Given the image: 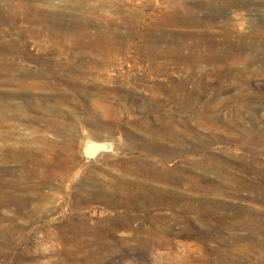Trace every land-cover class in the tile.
Returning a JSON list of instances; mask_svg holds the SVG:
<instances>
[{
  "label": "rangeland",
  "instance_id": "rangeland-1",
  "mask_svg": "<svg viewBox=\"0 0 264 264\" xmlns=\"http://www.w3.org/2000/svg\"><path fill=\"white\" fill-rule=\"evenodd\" d=\"M62 1L0 0V135L10 136L0 137V178L14 181L16 195H27L29 207L18 218L10 203L0 206V264H264V202L255 200L264 192V175L259 174L264 171V141L241 146L234 140L243 131L264 137V73H246L247 84L229 86L214 81L215 74L201 79L198 72H173L165 59L119 50L133 43L118 42L111 53L105 42L94 49L87 39L59 40L52 26L38 25L34 18L62 8ZM70 10L65 11L67 18ZM240 59L236 70L264 71L261 58ZM180 81L185 87L179 88ZM225 98L235 101L218 114L201 112ZM11 105L19 110L9 107L3 114L2 107ZM239 105L247 106L244 114L236 113L234 106ZM196 116L218 131L196 127ZM166 117L178 129L189 126L183 150L167 169L176 167L184 180L205 176L220 193L207 200L183 180L168 186L177 197L174 209L143 203L144 208H114L104 204L107 197L96 198L83 204L80 214L99 222L90 226L92 236L104 230L108 248L91 260L86 254L75 261L60 256L69 246L45 241V230L78 214L75 197L92 189L87 179L91 174L109 187L118 178L136 179L112 161L136 159L138 139H148L147 127ZM196 137L206 146L195 151ZM113 142L117 150L85 155L89 143ZM8 149L33 150L44 174L22 181L12 177L22 169L5 154ZM188 158L209 171L196 169ZM189 198L210 208L208 202L215 201L213 214L187 212ZM30 209L34 217L28 216ZM32 229L37 232L23 240Z\"/></svg>",
  "mask_w": 264,
  "mask_h": 264
},
{
  "label": "bare ground",
  "instance_id": "bare-ground-1",
  "mask_svg": "<svg viewBox=\"0 0 264 264\" xmlns=\"http://www.w3.org/2000/svg\"><path fill=\"white\" fill-rule=\"evenodd\" d=\"M62 4V8L56 7L57 10H52L50 14H40L34 18V22L38 25L52 26L59 40L87 39L94 44V49L96 43L105 42L106 52L111 53L116 51L118 42L133 43V46L119 50L125 53L132 51L154 60L165 59L167 67L173 69V72L175 69L176 71L186 70L192 74L198 72L201 79L204 76L215 74L217 77L214 81L229 86L247 84L248 81L244 76L246 73H259L257 75L264 73L261 68L236 70L233 67L242 60L240 59L242 57L261 58L264 62V0H64ZM53 8L54 6L51 9ZM70 9L72 14L67 18L65 11ZM148 9L151 10L150 14L146 13ZM141 43L147 45L144 46ZM230 59L233 60L231 63L228 62ZM219 63H224V65L218 66ZM210 81L212 80L206 83L209 84ZM185 84L184 81H180L179 88L185 87ZM240 96L245 97L243 94ZM232 100L235 101L234 98ZM232 100L230 98L220 99L216 107L207 108L201 112L218 114ZM9 107L19 110L14 105L3 106V114ZM246 107V105H239L234 106V109L241 115L244 114ZM170 119L172 118H163L158 121V124H151L147 127L150 137L138 139L137 148L141 152L136 159L124 163L112 161V164L120 166L124 172L135 175L136 179L126 181L125 178H118L115 184L109 187L107 182L91 174L87 179L92 189H86V192L75 197L76 205L80 207L78 214H75L65 225L45 230V241L55 245L60 242L69 246L61 251L60 256L66 260L75 261L80 255L86 254V259L91 260L103 249L108 248L104 241L106 235L104 230L101 232L99 230L96 237L92 236L94 233L90 226L97 225L99 222L89 220L84 213L80 214L82 205L91 203L96 198L107 197L104 204L114 208H144L142 203L150 207L175 208L177 197L168 186L179 185L183 183L184 178L176 174V167L167 169L166 165L178 157L183 150L184 133L189 126L184 123L183 130L178 129L172 125L173 122ZM244 120L241 119L242 122ZM204 121L203 117L196 116V127L208 131L216 129L213 125L208 127ZM103 130L105 131V127ZM243 134L244 136L239 139L233 138L241 146L253 143L262 145L264 141V137L262 139L258 134L254 135L255 137L247 131H243ZM5 136L10 137L8 134ZM5 136L0 135L1 138ZM107 136H109L108 133ZM256 137L262 140H257ZM205 146V142L196 137L193 150L196 151ZM109 149L117 150L118 146L115 142L108 145L89 143L85 149V155L93 158L99 152H107ZM32 151L12 149L5 151L11 160L19 161V167L22 169L21 173L12 172V177L22 181L32 177H41L44 174L38 154ZM188 160L196 169L205 173L209 171V168L199 164L197 159L188 158ZM75 164L76 162L73 163ZM247 165L250 167L249 164ZM259 174L264 175V171H260ZM217 175L220 174L217 173ZM0 176H2L1 173ZM202 177L185 178L184 181L190 189L195 190L199 196L207 200L217 195L216 193H220L218 188L206 182L205 176ZM143 178L153 183L163 184V186L148 184L142 180ZM27 188L35 190L38 187L27 186ZM18 189L13 180L4 183L0 178V206L3 207L5 203H10L16 216L20 218L19 215L28 207V204L27 195H16ZM87 194L91 196L88 197ZM186 200L188 201L187 212L195 210L198 214L209 215L214 212L215 201L213 200L208 202L211 208L198 200L197 203L190 198ZM255 200L264 202V192L257 193ZM28 216L34 217L31 209ZM35 222H37L36 219L29 223ZM36 232L37 229L28 231L23 240ZM122 243L126 244L127 241ZM92 248L95 249L94 252H91ZM111 248L114 247L111 246Z\"/></svg>",
  "mask_w": 264,
  "mask_h": 264
}]
</instances>
